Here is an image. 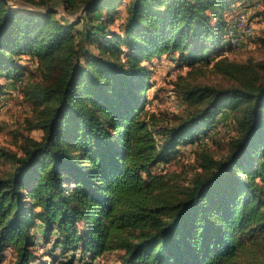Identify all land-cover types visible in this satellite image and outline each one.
Segmentation results:
<instances>
[{"label":"trees","instance_id":"obj_1","mask_svg":"<svg viewBox=\"0 0 264 264\" xmlns=\"http://www.w3.org/2000/svg\"><path fill=\"white\" fill-rule=\"evenodd\" d=\"M22 2L0 0V98L26 99L41 137L24 138L20 154L0 146V264L7 252L8 264L109 253L121 264H264V61L227 55L233 8L256 0H64L81 8L72 22L50 2ZM23 57L37 80L24 81ZM163 58L212 65L229 83L183 84L195 108L163 126L146 108L150 65ZM225 114L236 134L223 157L198 154L189 179L153 171L203 144ZM38 238L49 262L34 253Z\"/></svg>","mask_w":264,"mask_h":264},{"label":"rangeland","instance_id":"obj_2","mask_svg":"<svg viewBox=\"0 0 264 264\" xmlns=\"http://www.w3.org/2000/svg\"><path fill=\"white\" fill-rule=\"evenodd\" d=\"M50 2L52 8L58 12V18L64 22H72L73 18L81 14V8L72 12L64 8V0H45ZM12 7L19 9L30 7L24 4L22 0H9ZM254 4L246 7L250 21L254 25V33L251 38L234 47L232 51L227 52L228 58L237 62L246 60L264 61V47L257 43L258 37L264 30V21L256 16L258 10L254 9ZM241 8V6H239ZM233 9H238L234 7ZM242 9V8H241ZM245 9V8H244ZM80 25L78 24L77 27ZM231 44V43H230ZM232 46V45H231ZM22 66L27 70V78L24 81H35L38 79L35 69L30 60L22 58ZM151 70L153 85L147 91L148 104L146 108L153 112L158 122L165 125H172L183 119L189 111L194 109L185 103L179 96L178 91L183 84L204 85V86H223L229 82L218 75L208 66H196L192 71H188L186 66L177 69L168 59H154ZM11 87V86H9ZM36 121V112L30 103L17 91L11 89L7 95L0 98V146L6 147L20 154L21 144L24 138L32 137L39 139L41 131L32 127ZM216 129L210 138L203 140V144L198 146H186L180 148L179 157L168 164H160L153 169L154 172H167L169 175H177V178H191L197 169L198 154L208 153L215 159L223 157L227 153L229 142L236 134L233 120L226 114L220 116ZM3 167H0L2 169ZM184 181V180H183ZM39 240V238H38ZM48 248V247H45ZM34 253L41 258L42 262L49 260L41 241H37L34 246ZM7 258L2 264L10 262L9 252ZM49 262V261H48ZM93 264H121L117 254L109 253L101 258L96 259Z\"/></svg>","mask_w":264,"mask_h":264},{"label":"built area","instance_id":"obj_3","mask_svg":"<svg viewBox=\"0 0 264 264\" xmlns=\"http://www.w3.org/2000/svg\"><path fill=\"white\" fill-rule=\"evenodd\" d=\"M254 5L255 10L259 11L261 9V4L257 0ZM239 6L240 3L237 5L238 9H233L230 16L232 23L228 36L231 45L234 47H239L251 38L254 33V25L250 21L249 14Z\"/></svg>","mask_w":264,"mask_h":264},{"label":"crops","instance_id":"obj_4","mask_svg":"<svg viewBox=\"0 0 264 264\" xmlns=\"http://www.w3.org/2000/svg\"><path fill=\"white\" fill-rule=\"evenodd\" d=\"M243 10H245V11H246V10H248V9L246 8V9H243ZM37 241H39V240H37Z\"/></svg>","mask_w":264,"mask_h":264}]
</instances>
